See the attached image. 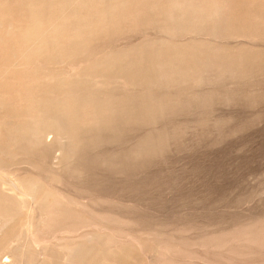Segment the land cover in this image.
Listing matches in <instances>:
<instances>
[{"label": "rangeland", "instance_id": "374dc122", "mask_svg": "<svg viewBox=\"0 0 264 264\" xmlns=\"http://www.w3.org/2000/svg\"><path fill=\"white\" fill-rule=\"evenodd\" d=\"M100 1L0 0V264H264V0Z\"/></svg>", "mask_w": 264, "mask_h": 264}, {"label": "bare ground", "instance_id": "6f19581e", "mask_svg": "<svg viewBox=\"0 0 264 264\" xmlns=\"http://www.w3.org/2000/svg\"><path fill=\"white\" fill-rule=\"evenodd\" d=\"M158 1L159 0H155V1H152V3H150V5H149V11L152 10L153 8L159 6ZM210 1L211 0H200V1H198V0H166L167 7H165L163 11H158V13L160 12L164 16V18H171L174 21V25L166 26L165 32H167L169 34L170 33H173L174 32V29L176 27H180V24H181V21L182 20H187L190 17H196V20L199 21V22H205V21H207L209 19L210 20H214V18L212 17L211 11H213V13H214L216 11V7L213 4V2L212 1L210 2ZM100 2L103 5V9L106 8L105 10L108 12L106 14H108V15L114 14L112 12L113 11V8H114V10L115 9H118L115 12V14H120L119 12H121L120 10H122V8H124L129 3H133V2L135 4V6H136V7H133L134 13H137V15H138V13H140V11L142 9V7H139L138 0H129L126 3H123V0H101ZM215 3H216V1H215ZM158 13L153 14V16L156 17ZM106 14H105V16H107ZM126 14L127 13L124 12L121 15H126ZM102 17L104 18L103 15H102ZM186 17H187V19H186ZM189 31L190 32L191 31H194V28H190ZM144 44L145 43H143V45ZM143 45H142V47H145ZM14 54H15V52H14ZM179 55H180V58L179 59L182 61L183 60V55L181 53ZM66 58L67 57H65V59ZM113 59H114L113 57L107 56V58L105 59L106 61L104 60L105 61L104 63L106 64V66L104 65L103 68H105V71L106 72L109 69V66L111 64H113L112 63ZM169 63L170 62L167 61V60L166 61H163V64H165V65L166 64H169ZM158 70H159V68H158ZM165 74H168V73H165ZM158 75H164V74L159 73ZM95 108L98 109V106L96 105ZM107 108H110L109 104L107 105ZM51 109H53L52 105H50L49 108H47V107L42 108L41 109V116H39V118H38L39 121L36 122V125L34 127L35 128V131L33 129L32 132H30L29 134L28 133H23V135L25 137L32 136V140L33 141H39V142H37V144L39 146L40 145H43V142H44V140H43V137H44L43 136V132L44 131L42 130V128H48L49 129V127H55V122H57V120H58V119H56V117H59V114L62 113V111H63L61 109L60 105H59V102L55 104V108L53 110V113H51ZM109 123H111V122H109ZM48 124L50 126H47ZM6 216H8V215L6 214ZM11 219L8 218V220H11Z\"/></svg>", "mask_w": 264, "mask_h": 264}]
</instances>
